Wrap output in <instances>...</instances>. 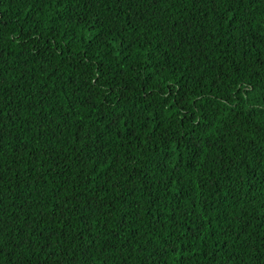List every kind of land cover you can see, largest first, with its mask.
<instances>
[{
	"label": "trees",
	"instance_id": "16d2710c",
	"mask_svg": "<svg viewBox=\"0 0 264 264\" xmlns=\"http://www.w3.org/2000/svg\"><path fill=\"white\" fill-rule=\"evenodd\" d=\"M0 264H264V0H0Z\"/></svg>",
	"mask_w": 264,
	"mask_h": 264
},
{
	"label": "snow or ice",
	"instance_id": "6c2138e0",
	"mask_svg": "<svg viewBox=\"0 0 264 264\" xmlns=\"http://www.w3.org/2000/svg\"><path fill=\"white\" fill-rule=\"evenodd\" d=\"M4 135L2 126H0V136Z\"/></svg>",
	"mask_w": 264,
	"mask_h": 264
}]
</instances>
